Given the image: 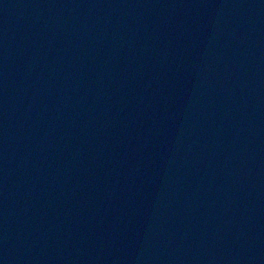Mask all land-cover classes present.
Returning a JSON list of instances; mask_svg holds the SVG:
<instances>
[{
  "label": "water",
  "instance_id": "obj_1",
  "mask_svg": "<svg viewBox=\"0 0 264 264\" xmlns=\"http://www.w3.org/2000/svg\"><path fill=\"white\" fill-rule=\"evenodd\" d=\"M0 264H264V0H0Z\"/></svg>",
  "mask_w": 264,
  "mask_h": 264
}]
</instances>
